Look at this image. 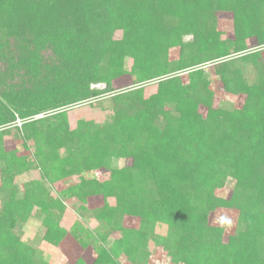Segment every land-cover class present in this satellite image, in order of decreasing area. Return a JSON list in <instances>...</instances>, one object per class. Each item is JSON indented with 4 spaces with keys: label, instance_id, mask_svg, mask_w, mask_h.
<instances>
[{
    "label": "trees",
    "instance_id": "obj_1",
    "mask_svg": "<svg viewBox=\"0 0 264 264\" xmlns=\"http://www.w3.org/2000/svg\"><path fill=\"white\" fill-rule=\"evenodd\" d=\"M219 12L232 16L231 37H222ZM186 34L192 38L184 42ZM251 37L258 50L244 47ZM261 46L264 0H0V175L12 181L39 170V178L12 183L0 210V264H48L22 240L19 223L33 205H42L41 180L103 169L109 171L105 180L68 184L41 220L42 240L57 246L68 233L63 197L76 198L82 209L90 196L105 200L92 210L107 226L93 241L96 255L71 264H120L121 253L136 264L132 247L158 222L168 226L157 240L174 264H264ZM212 60L223 89L244 96L241 107L214 106L203 68L158 80L143 99L140 84ZM127 75L135 77L131 85L114 88ZM134 85L140 87L121 92ZM116 91L109 98L112 121L70 129L63 108ZM42 112L48 114L23 121L19 131L25 149L34 142L33 159L6 151L4 126ZM119 157L130 158L131 166H115ZM228 180L233 191L223 198L216 190ZM218 208L238 212L239 228L226 242L221 227L207 224ZM124 217L137 218V228L124 227ZM69 228L79 241L78 227ZM117 232L120 238L107 245Z\"/></svg>",
    "mask_w": 264,
    "mask_h": 264
},
{
    "label": "rangeland",
    "instance_id": "obj_2",
    "mask_svg": "<svg viewBox=\"0 0 264 264\" xmlns=\"http://www.w3.org/2000/svg\"><path fill=\"white\" fill-rule=\"evenodd\" d=\"M218 28L222 31V37H231L232 36V16L229 12H219L218 13ZM192 35L186 34L183 35L182 40L184 42L190 41ZM244 47L247 48V51L250 50H258L257 43L254 37L247 39L244 42ZM264 49V46L260 47ZM172 57L176 56L177 47H173L172 49ZM262 53V61L264 63V50ZM213 53H211V57H213ZM217 61H208L205 64H199L198 66H194L192 68L184 69L182 71L168 73L161 75L159 78H154L149 83L140 84L144 87L143 91V99L147 98L148 95L152 94L155 91V86L158 80L165 79L171 77L173 75L185 76L189 71L196 68H203L209 80V87L213 91V104L226 106V107H241L244 101V96L235 95L232 93L226 92L222 84L219 81L217 75L214 74L213 65ZM129 64V63H128ZM249 68V66H247ZM132 78H135L132 75H127L122 79L118 80L114 85L116 89L120 90L124 87L131 85ZM91 87L94 88H103V83H92ZM140 87L139 85H134V87L126 88L121 92H125L127 90H134ZM120 91L112 92V93H104L98 97L91 98L88 100H83L78 104H74L71 107H65L63 110L67 109L69 118H70V128L77 129L83 128L84 130H94L98 129L102 124L112 121L115 117L113 114V108L109 102L110 96L121 93ZM167 114H171V110H167ZM198 113L202 116L205 114V106H200L198 109ZM48 114V113H47ZM45 113H38L33 116H29L27 118L21 119L25 122L29 120H36L46 116ZM17 119V118H16ZM15 119V120H16ZM15 120L6 124L4 127H7L3 131V140H4V148L6 151H18L24 152V154H29L31 159H33V155L35 153L34 142H29L27 149H25L22 145V140L20 138L21 125L18 126L15 124ZM18 130V131H17ZM36 141L41 142L42 138L39 135H36ZM40 165L37 159L34 160ZM115 166L121 167H130L132 164V160L128 157H119L114 159ZM109 176V171L107 169L96 170V171H87L80 174L72 175L69 178L64 180H58L53 183H48L45 180H41L39 185V192L43 198V203L41 206H32L30 212L23 216L20 220V232L21 238L25 243L29 244L33 248L37 249L42 258L48 262V264H71L78 257L83 258L87 262L93 259L96 255L95 245L93 243L94 240H98L100 236L105 232L107 226L106 224L101 223L93 216L92 210L99 206L101 203H104L100 196H90L86 203V208L82 209L79 205V201L76 198H71L70 200H66L63 197V203L66 206L64 211V219L63 225L67 228L68 233L63 238L61 243L57 246H53L47 244L42 240L44 226L41 224V220L43 219L46 211L48 210L49 204L53 203L57 205L62 199V193L64 191H68V184L71 182H78L82 179H97V180H105L106 177ZM39 178V170L37 168L30 169L29 171H24L20 175H16V177L11 181L9 178L2 177L0 175V210L2 209L3 203L9 198V191L12 183H16L19 186H22L24 183H27L30 180ZM82 178V179H81ZM233 191V183L231 180H228L222 188L216 190V194L223 197L228 198ZM110 206H113L112 201L109 199L107 202ZM137 218L124 217L122 221V225L127 228H137ZM207 224L210 226H217L222 228L221 241L226 242L229 236H233L237 229L239 228L238 223V212L235 209L229 208H218L214 212L210 213L207 218ZM71 225H76L78 229L81 231L79 233V241H76L72 234L69 231V227ZM152 235L148 236L144 242L141 243L140 246H133L132 251L135 255L136 264H174L170 261L169 255H167L166 250L162 245L158 243L157 237L165 236L168 233V226L162 223H156L152 227ZM118 234V235H117ZM120 233L117 232L115 234L110 235L107 238V245H111L112 241L116 238H120ZM134 258V256H133ZM120 264H133L132 261L128 260L124 254H120L118 257ZM181 264V263H179Z\"/></svg>",
    "mask_w": 264,
    "mask_h": 264
},
{
    "label": "built area",
    "instance_id": "obj_3",
    "mask_svg": "<svg viewBox=\"0 0 264 264\" xmlns=\"http://www.w3.org/2000/svg\"><path fill=\"white\" fill-rule=\"evenodd\" d=\"M23 121H24V120H21L20 118H17V119L15 120V124H17L18 126H20L21 123H22Z\"/></svg>",
    "mask_w": 264,
    "mask_h": 264
}]
</instances>
